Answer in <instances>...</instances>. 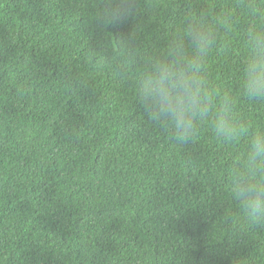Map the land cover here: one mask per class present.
<instances>
[{
  "label": "trees",
  "instance_id": "obj_1",
  "mask_svg": "<svg viewBox=\"0 0 264 264\" xmlns=\"http://www.w3.org/2000/svg\"><path fill=\"white\" fill-rule=\"evenodd\" d=\"M257 40L264 0H0V264H264Z\"/></svg>",
  "mask_w": 264,
  "mask_h": 264
},
{
  "label": "clouds",
  "instance_id": "obj_2",
  "mask_svg": "<svg viewBox=\"0 0 264 264\" xmlns=\"http://www.w3.org/2000/svg\"><path fill=\"white\" fill-rule=\"evenodd\" d=\"M254 49L255 55L251 57L245 68V90L250 99L264 98V44H260ZM181 82L177 85L168 79L167 72H164L158 80H150L144 86L146 97L155 100L161 109L170 113L178 128L191 126L192 118L204 111L200 92L193 89L192 84L180 77ZM227 108L224 113H227ZM227 124L222 115L217 121V131L224 133ZM253 157L264 154V135L258 137L252 145ZM248 191L255 192V197L248 201V207L252 213H257L264 209V185L259 188L249 186Z\"/></svg>",
  "mask_w": 264,
  "mask_h": 264
}]
</instances>
